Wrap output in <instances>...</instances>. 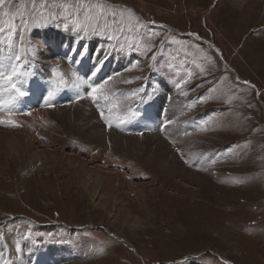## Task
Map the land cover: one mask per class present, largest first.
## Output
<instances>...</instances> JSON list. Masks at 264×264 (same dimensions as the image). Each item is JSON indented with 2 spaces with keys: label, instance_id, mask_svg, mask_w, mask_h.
Listing matches in <instances>:
<instances>
[{
  "label": "rangeland",
  "instance_id": "obj_1",
  "mask_svg": "<svg viewBox=\"0 0 264 264\" xmlns=\"http://www.w3.org/2000/svg\"><path fill=\"white\" fill-rule=\"evenodd\" d=\"M106 2L134 13L118 40L72 31L73 17L60 8L50 9L55 17L29 15L32 0L0 8L6 38L4 9L24 4L27 27L17 15L11 52L0 43V57L31 49L21 88L49 78L63 86L51 107L44 86L29 110L20 97L0 108V257L20 249L17 261L26 264H264V0ZM81 42L127 65L103 68L105 79L123 73L105 89L119 105L110 116L86 85L66 83L65 65L78 69L70 79L81 70L54 53L75 61L68 51ZM83 72L79 78L90 74ZM135 119L127 132L123 123ZM130 140L163 151L173 171L115 144Z\"/></svg>",
  "mask_w": 264,
  "mask_h": 264
},
{
  "label": "snow or ice",
  "instance_id": "obj_2",
  "mask_svg": "<svg viewBox=\"0 0 264 264\" xmlns=\"http://www.w3.org/2000/svg\"><path fill=\"white\" fill-rule=\"evenodd\" d=\"M12 0H0V8H4L6 4H11ZM60 8L61 11L59 15L64 16L65 13H68L73 17V27L72 31L77 33L83 31L85 34L91 28L92 31L96 32L99 35H108L109 40H118L117 33H123L126 30H131L134 26L132 17L134 16L133 10L131 8H122L117 12L115 6H110L106 0H64L63 3H57V0H52V4L49 6L47 0H41L39 5L36 4V0H32V9L29 11V15L35 16L39 13L41 18L43 17L44 11H48L49 16L55 17L57 13L51 11L50 9ZM24 4L21 3L20 8L16 12L10 13L8 9H4L3 15L9 16V21L7 24V36L6 38L3 35H0V43H6L9 47V51L12 50V37L15 33V28L13 26V21L17 15L20 16L21 20L24 21V26L27 27V21L24 20ZM127 13L128 15H125ZM82 16V19H81ZM119 17V18H117ZM136 24H139V20L135 21ZM154 23V22H152ZM65 29H68V25L65 24ZM5 29L0 27V34L4 33ZM23 42L24 37H20ZM31 49H25L20 47L19 51L14 55H8L7 57H0V92L7 91L9 93H14L15 95L7 101L11 104L18 97H23L27 95L26 91H23L21 84L24 79L29 75L25 68L24 57L27 51ZM87 54V50L84 49L81 53V59L84 55ZM103 66V60L99 62V66L93 70L89 76H86L83 80L75 85L78 89L82 85H87L89 89L86 93L87 97L91 98L94 103L99 104L101 101L104 102V105L107 106V112L109 116L112 114L113 109L119 107V105L111 103L110 96L106 92V86L109 81L113 79L112 76H108L103 82L99 84L91 83L90 77H95L100 71V68ZM203 71V69H201ZM55 75V73H54ZM75 75V74H74ZM63 82V80H61ZM125 83H130L131 81H124ZM180 84H177V88H180ZM54 92L49 91L47 98L45 99V104L51 107L50 100L53 97ZM136 93H133V96H136ZM81 96H77L76 99H80ZM101 117L108 119L109 116H105V113L102 111L100 113ZM14 125V122H10ZM165 124L171 123V121H165ZM0 264H13V261L9 258L0 259Z\"/></svg>",
  "mask_w": 264,
  "mask_h": 264
},
{
  "label": "bare ground",
  "instance_id": "obj_3",
  "mask_svg": "<svg viewBox=\"0 0 264 264\" xmlns=\"http://www.w3.org/2000/svg\"><path fill=\"white\" fill-rule=\"evenodd\" d=\"M51 32H53V31H51ZM49 33V32H48ZM53 33H55V35H57L58 33L57 32H53ZM62 33V32H61ZM46 35V34H45ZM45 35H44V37H45ZM72 35V34H71ZM72 36H74V35H72ZM56 37H60V34H58ZM80 37V36H79ZM46 38V37H45ZM81 38V37H80ZM57 42V41H56ZM64 41H62L61 43H63ZM58 44H60V42H58ZM66 45V44H65ZM85 44L83 43V42H81V47H76V45H72L73 46V48H70L69 50L71 51H68L70 54H75V55H78V57L76 58V60H78L79 62H77L76 60L75 61H71L69 58H66V56H64L65 54H62V55H59L57 52H56V50L54 51V53L56 54V55H58V56H61V57H63L64 58V60H65V62H66V60H68V61H70L71 63H73V65L75 66H78L79 68H80V70L83 72V71H89L90 73L93 71V70H95V68L96 67H98L99 66V62L101 61V60H103V66L100 68V71L97 73V75L95 76V77H90V80L91 81H93V84L95 83V82H98V83H101V82H103V80L105 79V78H103L104 77V75H105V70H103V68H108V67H110V68H114V69H117V68H120L122 65L125 67V66H127L126 65V63L125 62H123L122 60V58H121V60L119 59V55L117 54V53H114V52H112L111 54L110 53H107L106 51H105V48L104 47H102L100 50H99V52H97V51H95V50H98V48L95 46V47H93V46H87V45H85ZM65 48H66V46H65ZM64 49V48H63ZM84 49H86L87 50V54L86 55H84L83 56V60L81 59V57H79L80 56V53L84 50ZM64 52L65 53H67V50H64ZM2 53H4L5 54V52L3 51ZM53 53V54H54ZM104 58H110L109 60H108V62H104ZM68 63V62H67ZM110 65H112V66H110ZM72 68V67H71ZM113 69V70H114ZM68 70H71V71H68ZM76 70H78V69H75L74 67H73V69H70V67H68V65H65V71H63L64 73L63 74H65L66 75V77H65V79H69V80H66V83L69 81V82H74L75 83V80L76 81H78V82H80L81 80H83L84 78H79L80 76H81V71H79V73H77V78L75 77V78H73V79H70V77L69 76H67V75H69V74H72V72L73 71H76ZM57 73V72H56ZM51 74V73H50ZM76 74V73H75ZM102 74H103V76H102ZM108 74V73H107ZM114 74V73H113ZM122 74L123 73H118V74H116V75H114L115 76V78H113V80L112 81H109L108 82V84L107 85H110V83H117L118 81H119V79L121 78V76H122ZM72 77L74 76V75H71ZM108 77V76H107ZM106 77V78H107ZM48 78V77H47ZM56 79H58V78H56ZM63 79V78H62ZM64 79V80H65ZM53 79L52 78H49V80H48V85H50V86H52V84L50 83V81H52ZM33 83V82H32ZM44 80H42L40 83H35L34 85L33 84H31L32 86L31 87H28V84L26 85V84H23L22 86H24L23 88H22V90L23 91H26L27 92V95L26 96H23V97H20L21 99H20V102H21V104H20V106H19V108H23V109H25V110H29V108H31V107H33V106H35L36 104H39L40 103V100H39V94H40V91H41V89L44 87V86H46V85H44ZM83 87H84V85H82ZM81 86V87H82ZM87 86V85H86ZM85 86V87H86ZM68 88V87H67ZM66 89V88H65ZM89 90V89H88ZM65 91V90H64ZM43 93V92H42ZM86 93V92H85ZM67 94V93H66ZM68 94H69V92H68ZM84 95V94H83ZM12 93H9V92H7V91H4V92H0V97H2V99H0V108H2L6 103H7V101H9L11 98H12ZM65 98H67V97H64L63 96V100L65 99ZM68 100V99H67ZM16 104V103H15ZM28 104H30L31 105V107H29L28 106ZM72 104V103H71ZM78 104H80V105H78L77 107H76V110L78 111V113L79 112H84V110H79L78 108L79 107H81V105H83V102H82V104H81V102H79ZM64 105V104H63ZM70 105V104H69ZM75 105V104H74ZM17 106V105H16ZM65 108V107H64ZM68 110H70V109H68ZM88 110V109H87ZM12 111L14 112L15 110L14 109H12ZM63 111V110H62ZM75 111V110H74ZM76 111V112H77ZM12 112V113H13ZM18 112H20L19 110H18ZM58 112V111H57ZM61 112V111H60ZM68 112V111H67ZM70 112V111H69ZM88 112H92V111H88ZM176 112V108H173V110H172V113H175ZM74 113V112H73ZM86 113V112H85ZM86 114H88V113H86ZM61 115V114H60ZM75 115V114H74ZM77 115H79V114H77ZM14 116V115H13ZM58 116V115H57ZM64 117H65V115H64ZM81 117V116H80ZM67 119H68V117H66ZM77 118V117H76ZM75 118V119H76ZM6 119L7 120H9L10 121V117H6ZM24 121H25V123L27 124V125H29V126H36V128L38 129V125H36V124H34L33 122H31L30 120H28L27 118H26V116H24ZM84 119V118H83ZM97 119V118H96ZM6 120V121H7ZM72 120V119H71ZM71 120H70V122H71ZM0 121H5V118H4V116H3V114H1L0 113ZM67 121V120H66ZM92 123L94 122V117H92ZM90 122V121H89ZM8 123H10V122H8ZM72 123H73V121H72ZM0 124H2L1 122H0ZM10 124H12V123H10ZM75 124V123H74ZM108 125V124H107ZM66 126V125H65ZM94 126V125H93ZM56 127V126H55ZM70 127V126H69ZM110 127V126H109ZM40 130V129H39ZM94 130V129H93ZM101 130V129H100ZM20 131V130H19ZM77 131V130H76ZM83 131V130H82ZM85 131V130H84ZM12 132V131H11ZM16 132V131H15ZM53 132V131H52ZM78 132V131H77ZM80 132H81V130H80ZM5 134H4V136L8 133V132H4ZM17 133V132H16ZM19 133V132H18ZM60 133V132H59ZM58 133V134H59ZM99 133H101V132H99ZM102 133H103V131H102ZM144 133V132H143ZM34 134V133H33ZM61 134H63V133H61ZM37 135V134H36ZM35 135V136H36ZM81 135V134H80ZM143 135V134H142ZM38 136V135H37ZM37 136H36V138H37ZM63 136V135H62ZM98 136H101V135H98ZM113 136H115V135H113ZM123 136V135H122ZM129 136V135H128ZM135 136V135H134ZM6 137V136H5ZM56 137V136H55ZM136 137V136H135ZM34 138V140H35V137H33ZM52 138H54V137H52ZM59 138H60V136H59ZM84 138V137H83ZM103 138V137H102ZM112 138H114V137H112ZM116 138V137H115ZM120 138V137H119ZM57 139V138H56ZM99 139V138H98ZM123 139V138H122ZM126 139V138H125ZM3 140V139H2ZM26 141V140H25ZM36 141V140H35ZM108 141V140H107ZM149 141V140H148ZM0 142H2V141H0ZM7 142V141H6ZM11 142V141H10ZM54 142H56L55 140H54ZM138 142V141H137ZM136 141H134V140H130V141H125V142H123V141H120V142H115V144L116 145H120V147H123L128 153H131V151H136L137 150V153H138V155H140L141 156V158H147L149 161H152V163H154V162H156V163H158L165 171L166 170H168V171H173L172 169H169V168H167L166 166H168V165H171L170 164V162H171V160L164 154V152L162 151H159V150H156V151H154V150H150V151H146V147L144 146V145H142V147L140 148V145L137 143ZM29 143H30V141H29ZM28 143V144H29ZM103 143V142H102ZM107 143V142H106ZM5 144V143H4ZM19 144V143H18ZM21 144V143H20ZM33 144H34V141H33ZM33 144H31V146L33 145ZM105 144V143H104ZM137 144V145H136ZM11 146H13V147H15L14 145L15 144H10ZM31 146L30 147H25V146H22V148H24L25 149V151L26 152H29V153H31V155L33 154V155H36L37 154V152H34V153H32L33 151H31ZM151 147V146H150ZM46 152V155L45 154H43V155H45L46 157H47V159L49 160V161H51L52 160V157H53V155H51V152H48V150H46V149H44ZM122 150V149H121ZM114 153V152H113ZM112 152H111V154H113ZM125 153V152H124ZM114 156H116L115 154H113ZM111 157H112V155H111ZM54 158V157H53ZM173 165L175 166V164L173 163ZM186 172H184V175H186L185 174ZM200 173V172H199ZM201 174V173H200ZM200 174H198V173H195V172H193V173H191V175L194 177V178H197V179H199V176H200ZM183 175V174H182ZM101 178V177H100ZM99 178V179H100ZM202 178H204V177H202ZM104 181H105V178L103 177L100 181H98V183H104ZM201 181H202V179H201ZM97 187V186H96ZM102 187V186H101ZM104 187V186H103ZM102 187V188H103ZM98 190V189H97ZM96 193V190H95V192H94V194ZM250 242V241H249ZM24 249L26 250V247L24 246ZM19 250L20 249H18V250H14L15 251V257H14V255H13V259H11L12 261H13V263H15V264H26L25 262H23L22 260L21 261H17V252L19 253ZM11 253H12V251H11ZM10 253V254H11ZM52 254H54V253H52ZM51 254V255H52ZM25 255V254H24ZM5 257V256H4ZM2 258H3V256H2ZM1 257H0V259H2ZM9 258V257H8ZM11 258H12V255H11ZM22 258V257H21ZM10 259V258H9ZM50 259V258H49ZM19 260V259H18ZM50 260H53V259H50ZM70 264V263H69Z\"/></svg>",
  "mask_w": 264,
  "mask_h": 264
},
{
  "label": "crops",
  "instance_id": "obj_4",
  "mask_svg": "<svg viewBox=\"0 0 264 264\" xmlns=\"http://www.w3.org/2000/svg\"><path fill=\"white\" fill-rule=\"evenodd\" d=\"M102 76H103V74H102ZM133 126H136V125H133ZM129 127H132V126H128V128H129ZM130 132H131V131H130Z\"/></svg>",
  "mask_w": 264,
  "mask_h": 264
}]
</instances>
